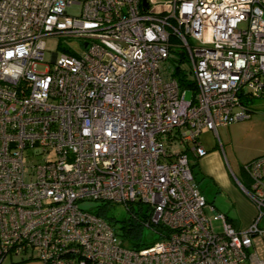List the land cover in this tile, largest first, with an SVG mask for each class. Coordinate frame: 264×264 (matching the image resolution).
<instances>
[{
  "label": "built area",
  "instance_id": "built-area-1",
  "mask_svg": "<svg viewBox=\"0 0 264 264\" xmlns=\"http://www.w3.org/2000/svg\"><path fill=\"white\" fill-rule=\"evenodd\" d=\"M73 4L79 15L68 13ZM51 37L61 53L39 71ZM74 38L80 54L66 51ZM183 56L195 89L174 75ZM256 98H264V0H0V264L12 255L264 264L255 248L264 155L242 166L257 211L243 228L207 201L191 167L208 152L203 130L251 118L247 101ZM87 200L143 203L159 239L126 246L80 207Z\"/></svg>",
  "mask_w": 264,
  "mask_h": 264
},
{
  "label": "crops",
  "instance_id": "crops-1",
  "mask_svg": "<svg viewBox=\"0 0 264 264\" xmlns=\"http://www.w3.org/2000/svg\"><path fill=\"white\" fill-rule=\"evenodd\" d=\"M252 124L257 126L264 124V111L257 108L246 122L239 123L238 121L220 126L217 133L204 129L203 132L207 136L211 132L215 134L216 141L214 142L211 139L202 138L203 132L200 136L201 143L208 152L205 156L197 158L198 170L203 175V182L205 178L213 180L214 198L209 200L205 189H202V193L216 211L225 214L236 228L247 227L257 213L255 205L246 193V188L242 185L246 186L249 183V179L242 169L243 164L264 155L262 143L252 147L244 141L246 136L244 130L247 131L249 125ZM195 160V158H191L192 163ZM255 248L260 256L264 257V236L257 238ZM13 260L4 261L3 264H44L38 260L19 263L13 262Z\"/></svg>",
  "mask_w": 264,
  "mask_h": 264
},
{
  "label": "rangeland",
  "instance_id": "rangeland-1",
  "mask_svg": "<svg viewBox=\"0 0 264 264\" xmlns=\"http://www.w3.org/2000/svg\"><path fill=\"white\" fill-rule=\"evenodd\" d=\"M67 10H68V13L70 15H79L81 13L82 6L80 4H73V5L69 6L67 8ZM65 42L67 43L65 46L69 48L68 49L69 52H73L74 54H80L84 51V45L79 39H75V38L74 39H67V40H65ZM193 42L198 43L196 41H193ZM59 43H60V40L57 37H51L47 40V50H46L45 56H44L45 62H41L38 64V70L39 71H46L47 70V64H48V62L51 61L52 55L54 52L61 53V49H59ZM176 57H179V56L176 53H174L173 58H176ZM190 78L194 80V74L193 73L190 74ZM188 98H190V93L188 94ZM250 107H252L253 110H256L258 108V109H261V111H264V98L254 99V101L252 103H250ZM247 120H249V119L239 121V123L246 122ZM263 125H260V126H257L255 124L249 125L250 127L247 128V131H246V129L244 130V134H246V136L244 138L245 143L249 144L252 147L261 145V143H262V146H264V126ZM203 137H204V139L205 138L211 139L213 142L216 141V137H215V134L213 132H211L208 136L206 135L205 132H203L202 138ZM195 159L197 160V158H195ZM192 161H191V163H192ZM198 168H199L198 166L194 167V169L196 170L194 172V174H195V177L197 180L198 187L200 188V190L202 192H203L202 189H205V192H206L208 199L212 200L214 198L213 197L214 189L212 188L213 187L212 185L214 184V182H213V180H211L209 178L208 179L205 178V180L203 182V175L200 173ZM201 183H203V184L200 187ZM226 202H227V200H226ZM97 205H98V202L93 201V200H87V201L80 203V207L84 208L86 210L94 209ZM109 214L117 217L116 219H118V220H122V219L126 218L128 213H127L126 206L124 204L115 203L112 206H110ZM114 223L117 226V229L120 231V233H122L123 230L120 228L121 222L114 221ZM158 236L159 235L157 232H155L151 228L146 227V229L144 230L143 239H144V241H147V242H154ZM14 258H18V256H14ZM9 259H11V256H7L4 261H8ZM38 261H40V260H38ZM40 262H42V261H40Z\"/></svg>",
  "mask_w": 264,
  "mask_h": 264
},
{
  "label": "trees",
  "instance_id": "trees-1",
  "mask_svg": "<svg viewBox=\"0 0 264 264\" xmlns=\"http://www.w3.org/2000/svg\"><path fill=\"white\" fill-rule=\"evenodd\" d=\"M66 51H68V49H66ZM185 60L186 58L185 56H183L180 62L176 63L174 75L178 79L180 86L182 88L195 89L196 83L193 79L190 78V74L192 73V71L190 70L188 64H186L187 62ZM253 101L254 100L247 101V103L250 104ZM195 166L199 167L198 160H195V162L191 163L193 174L196 171L194 169ZM194 178L196 180L195 174H194ZM96 202H98V205L93 209L94 213H96L98 216L103 217L112 226H114L117 234L120 235L125 241L126 246L133 248V249L134 248L140 249V248H144V247L152 245L156 240L159 239V236L156 238L154 242H147V241H144L143 239L144 230L146 229L145 222L149 216L148 207L145 206L143 203L137 202V203H132L129 206H127L126 209H127L128 214L126 218L122 220H118L116 219L117 217L109 214L110 206H112L113 203L106 202V201H96ZM114 221L121 222L120 228L123 230L122 233H120V231L117 229V226L115 225ZM14 256H18V255L11 256V259L12 260L14 259L13 262H16V263L26 262L30 260H39V259H34V258H27L25 256H18V258H14Z\"/></svg>",
  "mask_w": 264,
  "mask_h": 264
},
{
  "label": "water",
  "instance_id": "water-1",
  "mask_svg": "<svg viewBox=\"0 0 264 264\" xmlns=\"http://www.w3.org/2000/svg\"><path fill=\"white\" fill-rule=\"evenodd\" d=\"M144 4H146V0H144Z\"/></svg>",
  "mask_w": 264,
  "mask_h": 264
}]
</instances>
